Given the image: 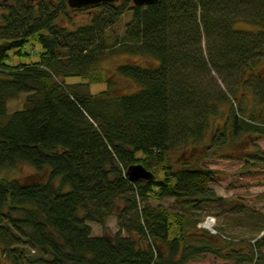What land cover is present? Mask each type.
Segmentation results:
<instances>
[{"label":"trees","instance_id":"16d2710c","mask_svg":"<svg viewBox=\"0 0 264 264\" xmlns=\"http://www.w3.org/2000/svg\"><path fill=\"white\" fill-rule=\"evenodd\" d=\"M0 2V246L11 264H188L207 253L264 264V226L256 252L241 253L197 230L194 218L226 200L209 185L218 171L207 158L240 159L251 176L258 167L264 184L256 143L264 137V0H125L93 7L90 22L75 26L66 0ZM127 10L131 19L115 33ZM239 19L256 28H234ZM32 41L43 48L37 61L7 62L9 50L22 55ZM115 54L156 63L97 71ZM236 70L231 88L225 78ZM115 78L136 89L118 91ZM93 82L106 88L93 93ZM20 93L23 107L9 111ZM138 163L150 179H129ZM21 165L46 177L5 175ZM167 198L181 211L160 204ZM111 216L117 231L92 235L89 222L106 229Z\"/></svg>","mask_w":264,"mask_h":264},{"label":"rangeland","instance_id":"374dc122","mask_svg":"<svg viewBox=\"0 0 264 264\" xmlns=\"http://www.w3.org/2000/svg\"><path fill=\"white\" fill-rule=\"evenodd\" d=\"M1 1V0H0ZM125 0H119L118 3H122ZM1 3V2H0ZM7 3H10L8 1ZM117 3V2H116ZM70 8V7H69ZM92 8L85 10H72L69 9L68 16L72 17L73 25H80L89 23L93 13ZM131 19V12L129 10L125 11L120 20L117 22L115 27V33L123 34L124 24ZM67 23V16L61 15V23ZM65 23V25H67ZM234 28L236 29H255L256 26L239 19L234 23ZM211 43V41H210ZM202 47L204 52L207 48V43L205 38H202ZM43 50L41 44L37 41L29 42L25 47L22 48V55L13 54V49L9 50L10 58L7 60L9 64H19V63H29L31 61H37L39 59V54ZM28 53V55H24ZM125 62H136L141 66L146 64H155L156 60L148 57L139 56H129L125 54H115L103 61H101L97 66V71L103 72L105 76H109L115 69V67L121 63ZM240 70L231 72L229 76H226V84L231 88H234L239 80ZM78 79L75 77L68 78L67 81L73 82ZM115 86L118 91L131 92L136 89L135 85L126 79L115 78ZM219 86L227 90L225 84L218 79ZM106 84L104 82H93L90 85L91 92H96L101 89H105ZM228 97L231 95L228 92ZM26 93H20L17 97L10 99L7 102V107L9 111H14L21 109L23 107L24 99ZM247 97V96H246ZM223 123V118H218L216 123ZM241 145L246 147L248 144L241 140ZM256 143L264 151V137L256 140ZM229 154V153H226ZM207 164L217 170L215 174V180L210 182V186L215 190V192L226 198L224 201L215 202L203 210H198L194 212V218L198 221L196 223L197 230H200V222L205 219L206 216H210L214 219V227L217 228L221 233L225 234L227 239L225 241L231 243V247L234 250H239L241 253H249L250 250L255 253L256 248L254 241L262 233L258 234L261 227L264 226V184L258 183L255 179L261 177V172L258 167H253L257 170L256 175L241 173L239 170L243 161L240 159H234L229 156H213L207 158ZM9 177H17L26 180H36L44 179L46 176L44 174H36L34 169L29 165L18 166L13 171H9L5 174ZM152 205H156V201H151ZM169 212H180L181 208L179 204L173 201L172 198L164 199L160 202ZM233 204L242 205L243 208L240 211L237 209L232 210ZM92 229V235L100 236L103 234H112L117 231L116 217L111 216L106 222V229H103L99 224L94 222H89ZM199 228V229H198ZM195 231V228L192 229ZM124 236L127 235L126 232H122ZM230 237V238H228ZM223 238V237H222ZM229 239V240H228ZM221 241V240H220ZM18 248H24L26 255L28 257L36 258L40 254L37 251L28 250L26 246L19 245ZM264 250V248H261ZM0 264H11V262L6 258V255L0 246ZM188 264H236L233 259H222L220 257L214 256L212 254H203L198 259L191 260ZM250 264V263H242Z\"/></svg>","mask_w":264,"mask_h":264},{"label":"water","instance_id":"95a60500","mask_svg":"<svg viewBox=\"0 0 264 264\" xmlns=\"http://www.w3.org/2000/svg\"><path fill=\"white\" fill-rule=\"evenodd\" d=\"M6 1V0H4ZM33 1V0H29ZM119 0H66V3L71 8H92L98 7L105 3H115ZM157 0H132L134 5L138 6H146L150 5ZM127 175L130 180H137V179H150L152 177L151 171L147 170L142 164H133L127 168Z\"/></svg>","mask_w":264,"mask_h":264},{"label":"built area","instance_id":"2783aa9c","mask_svg":"<svg viewBox=\"0 0 264 264\" xmlns=\"http://www.w3.org/2000/svg\"><path fill=\"white\" fill-rule=\"evenodd\" d=\"M200 226L207 229L212 234L217 233V230L214 228V219L210 216H206V218L200 223Z\"/></svg>","mask_w":264,"mask_h":264}]
</instances>
